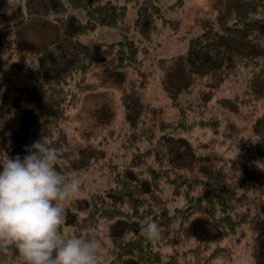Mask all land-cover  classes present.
I'll return each instance as SVG.
<instances>
[{
    "label": "trees",
    "instance_id": "trees-1",
    "mask_svg": "<svg viewBox=\"0 0 264 264\" xmlns=\"http://www.w3.org/2000/svg\"><path fill=\"white\" fill-rule=\"evenodd\" d=\"M165 1L23 0L24 18L0 25V76L8 66L24 75L12 98L0 97V163L7 156L23 157L26 147L43 138L57 150V170L69 180L96 163L106 167L111 183L88 194L81 203L84 214L67 207L62 226V231L71 227L66 236H99L101 264L230 261V240L247 233L254 237V264H264V115L254 121L250 135L238 136L234 123L221 129L220 118L205 117L215 92L229 82L239 88L232 97H218L220 107L237 112L264 101V0H223L213 16L195 18L200 32L189 38L183 56L155 60L151 44L159 25L174 34L180 27L165 14L183 0ZM128 5L134 7L132 25L125 23ZM33 18L50 19L61 36L40 47L16 41ZM97 26L124 32L120 41L97 44L104 72L120 90L126 124L119 135L122 152L109 157L102 144L70 151L63 127L65 112L79 95L96 88L85 79L94 65L82 38ZM156 69L176 110L172 120L157 117L160 109L142 99ZM194 127L212 135L194 145L183 136ZM252 144L261 150L251 151ZM219 146L247 154L224 157L214 152ZM149 221L162 229L158 240L141 232ZM164 247L171 251L163 253ZM0 264L24 261L14 252L0 255Z\"/></svg>",
    "mask_w": 264,
    "mask_h": 264
},
{
    "label": "rangeland",
    "instance_id": "rangeland-1",
    "mask_svg": "<svg viewBox=\"0 0 264 264\" xmlns=\"http://www.w3.org/2000/svg\"><path fill=\"white\" fill-rule=\"evenodd\" d=\"M175 0H166L164 3L173 2ZM223 0H183L182 4L173 10L166 12L165 16L170 19L180 21V27L177 33L170 32L169 28L159 25L160 34H156L153 38L151 48H153V59L170 58L183 56L188 40L191 36L197 35L200 29L193 25L195 18L201 16H213L217 9L222 5ZM77 17L81 21H85L86 17L83 11H75ZM134 15V7L128 5L125 23L132 25ZM23 0H0V25L14 22L20 18H24ZM132 30L128 32L132 36ZM62 34L60 28L56 26L50 19H30L20 29L17 40L27 42L34 47L44 46L51 41L58 39ZM124 32L119 28L97 26L95 29L85 34L82 38L89 49L87 58L93 63L92 70L86 73V81L94 84L96 88L82 92L79 95L77 104L68 109L64 115V129L67 135L68 149L74 153L82 148L90 145L102 144L106 150L107 156H113L122 152L119 135L122 129L126 128L122 116V108L120 106V90L111 75L104 72V63L97 54V44L103 42H117L122 40ZM2 48L0 47V52ZM16 60L13 59L12 65ZM153 67H156V62ZM163 73L156 69L150 77H148L147 87L142 92L144 103L160 111L157 117L172 120L175 118L176 110L172 106L171 101L164 92L161 84ZM24 75L17 73L13 66H8L0 76V97L12 98L14 96V84L22 82ZM132 79L139 81L140 76H132ZM236 83L229 82L215 92L214 97L209 102L208 111L205 117H218L221 119V129L228 122L234 123V136L250 135L252 133V125L255 120L264 114V101H257L250 106H242L237 112H231L226 108L220 107L217 100L220 96L232 97L238 89ZM228 126V125H227ZM191 134L183 133L196 145L197 138H201L202 142H206L212 135L209 130H201L194 127ZM263 141V140H261ZM260 147L256 144L251 145V151L257 153ZM264 149V148H263ZM214 152L224 157L236 156L244 158L246 151H237L236 147L226 150V147H215ZM264 157V155L262 156ZM120 167L124 165L123 157L119 159ZM111 173L102 164H94L87 171L79 175L71 176L70 180L78 179L81 184V192L66 203L67 207H72L80 214H84L81 207L82 201L88 197L93 191L106 187L111 183ZM71 232V227H63L65 235ZM254 237L247 233L244 238H232L229 242L233 259L230 261H222L215 259L212 264H254L253 257ZM171 251L170 248L164 247L163 253ZM100 255L102 256L101 252Z\"/></svg>",
    "mask_w": 264,
    "mask_h": 264
},
{
    "label": "clouds",
    "instance_id": "clouds-1",
    "mask_svg": "<svg viewBox=\"0 0 264 264\" xmlns=\"http://www.w3.org/2000/svg\"><path fill=\"white\" fill-rule=\"evenodd\" d=\"M0 163V255L18 253L24 264H101L99 236H66V203L81 192L78 179L57 170L58 152L43 138ZM105 228V232H109ZM148 240H158L155 221L142 226Z\"/></svg>",
    "mask_w": 264,
    "mask_h": 264
}]
</instances>
